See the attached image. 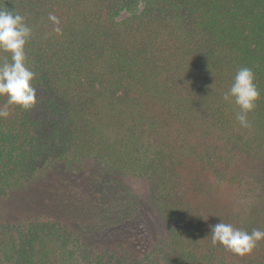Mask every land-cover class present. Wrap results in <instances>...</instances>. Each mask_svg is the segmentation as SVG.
Listing matches in <instances>:
<instances>
[{"label":"trees","instance_id":"16d2710c","mask_svg":"<svg viewBox=\"0 0 264 264\" xmlns=\"http://www.w3.org/2000/svg\"><path fill=\"white\" fill-rule=\"evenodd\" d=\"M0 8L32 29L25 52L38 99L0 118V196L52 165L95 160L144 178L167 225L135 254L93 249L62 222L4 221L0 264H264V240L241 257L210 234L221 221L264 230V0H0ZM245 66L260 91L248 128L234 98L223 99Z\"/></svg>","mask_w":264,"mask_h":264},{"label":"rangeland","instance_id":"374dc122","mask_svg":"<svg viewBox=\"0 0 264 264\" xmlns=\"http://www.w3.org/2000/svg\"><path fill=\"white\" fill-rule=\"evenodd\" d=\"M37 218L68 225L93 249L118 246L135 254L147 251L167 230L152 208L144 178L111 174L95 160L74 169L52 165L38 180L0 196V222Z\"/></svg>","mask_w":264,"mask_h":264},{"label":"clouds","instance_id":"9594fccd","mask_svg":"<svg viewBox=\"0 0 264 264\" xmlns=\"http://www.w3.org/2000/svg\"><path fill=\"white\" fill-rule=\"evenodd\" d=\"M55 25L59 19L49 15ZM54 31L59 33L57 26ZM32 38V29L25 22V18L14 10L0 8V52L10 54V62L0 63V97L7 100L0 106V118L10 115L9 105H19L24 110L32 109L38 102L36 88L33 85L35 73L27 66L25 46ZM239 107L236 120L241 127H251L248 114L255 110L256 102L260 98V91L255 83V74L249 67H241L235 74L230 90L224 93L223 99ZM211 243L213 246L222 245L225 249L238 256L250 255L264 240V230L238 229L230 223L219 222L210 226Z\"/></svg>","mask_w":264,"mask_h":264}]
</instances>
